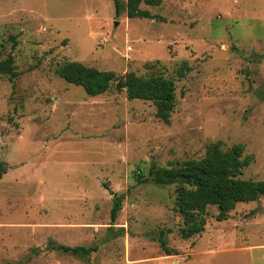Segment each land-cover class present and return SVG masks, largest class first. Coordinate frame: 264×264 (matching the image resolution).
<instances>
[{
    "label": "rangeland",
    "instance_id": "1",
    "mask_svg": "<svg viewBox=\"0 0 264 264\" xmlns=\"http://www.w3.org/2000/svg\"><path fill=\"white\" fill-rule=\"evenodd\" d=\"M140 8L162 20L116 15L111 0H0V61L10 55L19 74H0V264H264V197L221 222L208 207L204 230L182 239L178 185L135 177L220 142L253 157L242 179L264 180V0ZM71 61L173 79L168 121L116 82L94 97L66 83L55 69ZM113 193L122 209L111 222ZM161 231L177 255L164 256ZM50 241L97 251L80 258Z\"/></svg>",
    "mask_w": 264,
    "mask_h": 264
},
{
    "label": "trees",
    "instance_id": "2",
    "mask_svg": "<svg viewBox=\"0 0 264 264\" xmlns=\"http://www.w3.org/2000/svg\"><path fill=\"white\" fill-rule=\"evenodd\" d=\"M116 15L126 12L128 19H161L151 15L149 11L140 8L141 5L159 7L162 0H111ZM9 55L0 61V74L7 75L11 80L18 77ZM158 63V62H157ZM155 68V67H154ZM149 76H137L129 72L117 78L111 71H103L86 66L77 61L58 65L55 73L68 84L81 87L88 96H98L105 93L116 82V88L125 91L127 100L150 101L153 103L155 116L167 122L175 102L176 84L173 79L166 78L156 69ZM189 71L183 62L176 75L185 76ZM253 161L251 155H244V146L235 144L222 150L221 143L209 144L205 154L198 160L186 161L175 167L151 165L147 173L143 169L135 172L137 183H152L157 185L177 184V193L173 201V210L182 218V226L178 233L182 239L191 238L204 230L206 224V209L216 207L218 214L216 221L227 219L229 211L239 203H250L264 197V180L242 179L244 168ZM5 165L0 162V179L6 173ZM121 195L113 193V206L110 210V220L114 222L118 212L122 209ZM165 232L161 231L157 242L164 256L177 255L169 248L165 239ZM51 242V250L63 251L80 258H85L97 251V247L75 246L68 247Z\"/></svg>",
    "mask_w": 264,
    "mask_h": 264
}]
</instances>
